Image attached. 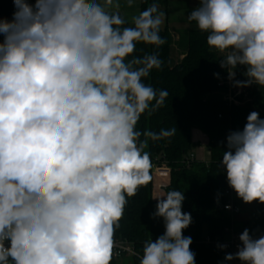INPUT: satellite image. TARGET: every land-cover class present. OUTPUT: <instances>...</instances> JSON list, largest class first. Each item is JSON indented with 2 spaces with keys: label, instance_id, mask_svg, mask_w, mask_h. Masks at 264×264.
I'll return each instance as SVG.
<instances>
[{
  "label": "clouds",
  "instance_id": "clouds-1",
  "mask_svg": "<svg viewBox=\"0 0 264 264\" xmlns=\"http://www.w3.org/2000/svg\"><path fill=\"white\" fill-rule=\"evenodd\" d=\"M12 3L11 19L0 17V264H111L128 198L152 179L149 140L176 132L138 128L169 96L145 82L158 53L136 55L166 42L165 13L153 2L129 21L120 0ZM187 20L235 87L264 89V0H199ZM220 166L238 198L264 204L258 111L229 132ZM154 198L164 232L144 242L139 264H196L184 193ZM239 241L226 261L264 264V235L246 228Z\"/></svg>",
  "mask_w": 264,
  "mask_h": 264
},
{
  "label": "trees",
  "instance_id": "trees-1",
  "mask_svg": "<svg viewBox=\"0 0 264 264\" xmlns=\"http://www.w3.org/2000/svg\"><path fill=\"white\" fill-rule=\"evenodd\" d=\"M153 2L160 5L166 0H142L140 11ZM14 10L12 0H0V17L11 19ZM160 35L166 41L163 45L157 48L138 44L136 55L158 53L162 67L152 70L145 82L158 91L167 90L169 96L158 111L141 117L138 128L155 132L162 128H176V132L167 139L149 140L145 151L151 156L150 174L152 176L154 163L165 162L171 167V180L166 191L179 190L185 195L182 211L191 214L192 222L183 235L190 234L194 239L190 248L196 254V264H221L223 251L201 242L207 234L224 236L225 228L231 224L230 216L222 208L226 200L225 190L230 186L220 161L229 132L243 130L251 111H258L264 119V89L256 86L248 94L252 101L243 105L228 104L221 96L228 79L227 71L219 63L223 54L209 48L207 33L196 26L189 29L186 53L178 63H174L171 57L173 38L168 26H161ZM216 73H219V78L214 75ZM194 127L208 137L209 162L194 159L187 163L193 154ZM152 193L153 176L135 196L128 198L123 219L115 233V238L132 241L140 254L145 241L155 240L164 232L163 219L152 218L157 204ZM237 226L242 232L247 228L252 235L263 234L264 204L257 201L251 217L237 223ZM111 264H117V259L113 257ZM133 264H139V257H133Z\"/></svg>",
  "mask_w": 264,
  "mask_h": 264
},
{
  "label": "crops",
  "instance_id": "crops-1",
  "mask_svg": "<svg viewBox=\"0 0 264 264\" xmlns=\"http://www.w3.org/2000/svg\"><path fill=\"white\" fill-rule=\"evenodd\" d=\"M121 8L120 11L129 21L131 17L137 15L140 12V7L142 0H136V3L132 8H128L124 3V0H120ZM199 0H166L164 4H160V11L165 13L164 23L163 25L168 26L172 38H173V48H172V60L174 63L180 62L185 53H186V36L187 32L192 26H195L194 22H189L187 20V15L190 12L198 7ZM242 69H237L236 77L237 80H244L246 77L242 74ZM257 85L253 84L249 87H243L241 89L244 90L246 94H249L253 89H255ZM233 88L237 89L239 87ZM222 96H226V90L221 92ZM261 113H263L261 111ZM192 140L194 143L193 154L196 156V160L209 162L210 161V152L208 149V137L202 132L199 128L194 127L192 129ZM158 178H161V175H157ZM159 181V179H158ZM166 192V188H155L153 186V199L157 200L154 197H159L164 195ZM234 195L238 203L242 206L243 211L241 214L237 216L238 222L245 221L251 217L253 212L256 209L257 201L252 203H244L240 198H238L236 192L234 191Z\"/></svg>",
  "mask_w": 264,
  "mask_h": 264
},
{
  "label": "built area",
  "instance_id": "built-area-1",
  "mask_svg": "<svg viewBox=\"0 0 264 264\" xmlns=\"http://www.w3.org/2000/svg\"><path fill=\"white\" fill-rule=\"evenodd\" d=\"M226 96L224 99L228 102V104H237L243 105L246 102L252 101V97L244 92L241 88H233V82L229 79L226 80ZM222 115H220L221 117ZM196 159L194 154L191 155V158L187 160V163L191 160ZM171 167L165 163H154L152 176H153V186L155 188H166L171 180ZM157 175H161V178H158ZM159 179V181H158ZM226 200L222 205V208L227 212V214L231 218V224L225 228V235H205L201 242L210 245L214 248L221 249L219 245H227L225 249H221L223 251V256L221 258V264H235V260L226 261L224 259L226 253H235L240 244L239 235L242 233L240 228L237 226L236 217L242 213L243 208L238 203L235 198L234 190L229 187L225 190ZM230 207H226L229 206ZM186 237H191L193 242V237L190 234L185 235ZM140 253L135 248V245L132 241L126 238L117 237L115 238V247H114V258H120L122 256H130V257H140Z\"/></svg>",
  "mask_w": 264,
  "mask_h": 264
},
{
  "label": "rangeland",
  "instance_id": "rangeland-1",
  "mask_svg": "<svg viewBox=\"0 0 264 264\" xmlns=\"http://www.w3.org/2000/svg\"><path fill=\"white\" fill-rule=\"evenodd\" d=\"M221 96H222V94H221ZM236 222H238L237 217H236ZM260 235H264V233L254 235V236H260ZM117 264H133V258L130 256H122L120 258H117ZM235 264H241V262L239 260H235Z\"/></svg>",
  "mask_w": 264,
  "mask_h": 264
}]
</instances>
